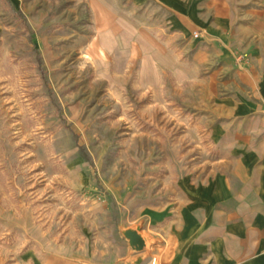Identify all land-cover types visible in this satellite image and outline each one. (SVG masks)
Returning a JSON list of instances; mask_svg holds the SVG:
<instances>
[{
	"label": "rangeland",
	"instance_id": "1",
	"mask_svg": "<svg viewBox=\"0 0 264 264\" xmlns=\"http://www.w3.org/2000/svg\"><path fill=\"white\" fill-rule=\"evenodd\" d=\"M161 1L0 0V207L90 264H122V230L210 159L217 62ZM20 234L0 219V256Z\"/></svg>",
	"mask_w": 264,
	"mask_h": 264
},
{
	"label": "crops",
	"instance_id": "2",
	"mask_svg": "<svg viewBox=\"0 0 264 264\" xmlns=\"http://www.w3.org/2000/svg\"><path fill=\"white\" fill-rule=\"evenodd\" d=\"M161 2L175 33L201 30L188 42L201 63L217 62L209 75L221 77L225 95L211 118L207 164L194 178L180 176L174 200L145 208L150 246L140 264H264V0ZM0 219L21 233L0 264H90L25 214L0 207ZM127 241L121 263L133 264L138 253Z\"/></svg>",
	"mask_w": 264,
	"mask_h": 264
},
{
	"label": "water",
	"instance_id": "3",
	"mask_svg": "<svg viewBox=\"0 0 264 264\" xmlns=\"http://www.w3.org/2000/svg\"><path fill=\"white\" fill-rule=\"evenodd\" d=\"M122 231L129 239L131 246L140 253L135 260V264H140L144 259L142 251L146 246V236L143 235L140 226L124 228Z\"/></svg>",
	"mask_w": 264,
	"mask_h": 264
},
{
	"label": "trees",
	"instance_id": "4",
	"mask_svg": "<svg viewBox=\"0 0 264 264\" xmlns=\"http://www.w3.org/2000/svg\"><path fill=\"white\" fill-rule=\"evenodd\" d=\"M81 152L85 157L90 158V154L84 148L81 149Z\"/></svg>",
	"mask_w": 264,
	"mask_h": 264
},
{
	"label": "built area",
	"instance_id": "5",
	"mask_svg": "<svg viewBox=\"0 0 264 264\" xmlns=\"http://www.w3.org/2000/svg\"><path fill=\"white\" fill-rule=\"evenodd\" d=\"M200 34H201V32H200V31H198V30H194V35H195V36H197V37H198V36H200ZM152 264H153V263H152Z\"/></svg>",
	"mask_w": 264,
	"mask_h": 264
},
{
	"label": "bare ground",
	"instance_id": "6",
	"mask_svg": "<svg viewBox=\"0 0 264 264\" xmlns=\"http://www.w3.org/2000/svg\"><path fill=\"white\" fill-rule=\"evenodd\" d=\"M155 259H156V258H153V259H152V263H153V264H155Z\"/></svg>",
	"mask_w": 264,
	"mask_h": 264
}]
</instances>
